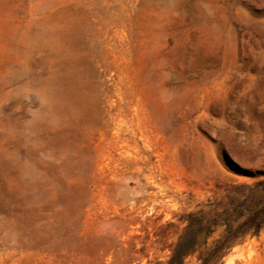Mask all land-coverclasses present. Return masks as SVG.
Returning a JSON list of instances; mask_svg holds the SVG:
<instances>
[{"label": "rangeland", "instance_id": "374dc122", "mask_svg": "<svg viewBox=\"0 0 264 264\" xmlns=\"http://www.w3.org/2000/svg\"><path fill=\"white\" fill-rule=\"evenodd\" d=\"M262 180L264 0H0V264H200Z\"/></svg>", "mask_w": 264, "mask_h": 264}, {"label": "trees", "instance_id": "16d2710c", "mask_svg": "<svg viewBox=\"0 0 264 264\" xmlns=\"http://www.w3.org/2000/svg\"><path fill=\"white\" fill-rule=\"evenodd\" d=\"M258 189L260 199L252 201V197L246 196L245 192L239 191L237 187L235 191L226 193L227 206L229 209V218L232 223L228 226L224 236L218 239L209 252L201 259L200 264H220L226 256L233 243L246 236L256 237L264 228V180L255 184ZM226 214V213H225ZM182 258L184 254L174 253L173 257Z\"/></svg>", "mask_w": 264, "mask_h": 264}]
</instances>
